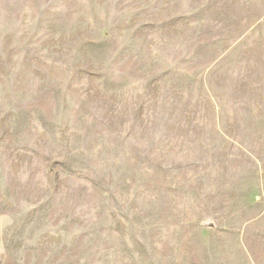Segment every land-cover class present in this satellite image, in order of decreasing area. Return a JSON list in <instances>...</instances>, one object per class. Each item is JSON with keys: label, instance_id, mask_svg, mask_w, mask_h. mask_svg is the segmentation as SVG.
I'll return each mask as SVG.
<instances>
[{"label": "rangeland", "instance_id": "obj_1", "mask_svg": "<svg viewBox=\"0 0 264 264\" xmlns=\"http://www.w3.org/2000/svg\"><path fill=\"white\" fill-rule=\"evenodd\" d=\"M0 264H264V0H0Z\"/></svg>", "mask_w": 264, "mask_h": 264}]
</instances>
